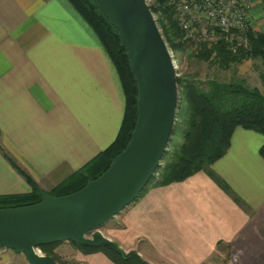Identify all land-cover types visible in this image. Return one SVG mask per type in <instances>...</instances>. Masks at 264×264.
<instances>
[{
  "label": "crops",
  "instance_id": "obj_1",
  "mask_svg": "<svg viewBox=\"0 0 264 264\" xmlns=\"http://www.w3.org/2000/svg\"><path fill=\"white\" fill-rule=\"evenodd\" d=\"M250 1L248 28L264 34V0ZM124 108L112 60L68 0H0V194L31 190L4 152L51 191L114 140ZM263 143L237 125L211 163L232 193L201 169L150 186L101 233L150 264H216L219 251L225 264H264ZM68 245L75 264H117ZM20 253L0 247V260L24 264Z\"/></svg>",
  "mask_w": 264,
  "mask_h": 264
},
{
  "label": "trees",
  "instance_id": "obj_2",
  "mask_svg": "<svg viewBox=\"0 0 264 264\" xmlns=\"http://www.w3.org/2000/svg\"><path fill=\"white\" fill-rule=\"evenodd\" d=\"M68 1L92 28L112 60L123 89L125 108L120 129L114 140L81 169L49 191L54 195L73 192L106 170L127 144L137 119V81L118 29L102 11L97 0ZM149 6L173 52L183 51L187 44L192 43L195 45L193 55L196 58L214 62L222 69H228L244 59H259L264 64L263 33L247 28L246 45L230 38L229 33H219L214 39L189 41L183 37L171 0H153ZM204 84L192 77L177 75L179 97L171 136L161 163L138 197L150 186L182 180L201 169L205 170L223 189L232 193L227 183L210 168V165L225 153L231 133L237 125L264 135V93L258 86L248 85L242 79L223 81L210 78ZM259 152L264 157V143L260 146ZM4 155L25 177L31 190L0 194V207L40 201L41 195L38 190L40 187L37 182L17 161L5 152ZM234 198L241 203L236 195ZM61 241L41 244L40 248L45 254L52 256L58 264H75V260L62 259L55 251V247ZM68 241L84 252L103 250L117 264H150L135 251L117 252L107 245L90 246Z\"/></svg>",
  "mask_w": 264,
  "mask_h": 264
},
{
  "label": "water",
  "instance_id": "obj_3",
  "mask_svg": "<svg viewBox=\"0 0 264 264\" xmlns=\"http://www.w3.org/2000/svg\"><path fill=\"white\" fill-rule=\"evenodd\" d=\"M118 29L138 86L137 119L130 139L108 168L81 188L41 200L0 207V247L24 254L30 264H58L41 244L72 240L122 249L97 229L138 197L167 148L178 105L177 73L146 0H97Z\"/></svg>",
  "mask_w": 264,
  "mask_h": 264
},
{
  "label": "built area",
  "instance_id": "obj_4",
  "mask_svg": "<svg viewBox=\"0 0 264 264\" xmlns=\"http://www.w3.org/2000/svg\"><path fill=\"white\" fill-rule=\"evenodd\" d=\"M147 2L149 0H146ZM183 37L189 41L214 39L229 33L238 43L247 44L250 0H171ZM149 3V2H148ZM43 252L40 247H36ZM0 264H7L0 260Z\"/></svg>",
  "mask_w": 264,
  "mask_h": 264
},
{
  "label": "rangeland",
  "instance_id": "obj_5",
  "mask_svg": "<svg viewBox=\"0 0 264 264\" xmlns=\"http://www.w3.org/2000/svg\"><path fill=\"white\" fill-rule=\"evenodd\" d=\"M148 2L151 3L153 0H149ZM153 15L155 16L154 13ZM194 51L195 45L192 43L187 44L183 51L173 52L171 50L177 75L192 77L203 85H205V81L210 78L223 81L242 79L244 83L248 85L258 86L264 93V64L259 59H244L242 62L232 65L228 69H222L214 62L196 58L193 55ZM97 230L101 232L100 228ZM68 244H70L68 240H62L56 246V251L62 259L71 260V256L68 255ZM63 247H67L66 251ZM8 250L11 254L19 253L11 248H8ZM215 254L216 258L213 260L214 263L225 264L227 262L228 258L223 251L221 253L219 251ZM19 258L21 261H24V264H30L28 261H26L27 259L23 253L19 254ZM12 262L21 264L16 260H12Z\"/></svg>",
  "mask_w": 264,
  "mask_h": 264
}]
</instances>
